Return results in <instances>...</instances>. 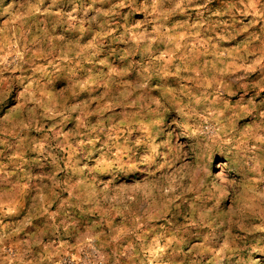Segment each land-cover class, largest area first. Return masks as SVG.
I'll list each match as a JSON object with an SVG mask.
<instances>
[{"label":"rangeland","instance_id":"rangeland-1","mask_svg":"<svg viewBox=\"0 0 264 264\" xmlns=\"http://www.w3.org/2000/svg\"><path fill=\"white\" fill-rule=\"evenodd\" d=\"M0 264H264V0H0Z\"/></svg>","mask_w":264,"mask_h":264},{"label":"clouds","instance_id":"clouds-1","mask_svg":"<svg viewBox=\"0 0 264 264\" xmlns=\"http://www.w3.org/2000/svg\"><path fill=\"white\" fill-rule=\"evenodd\" d=\"M139 89H143L144 93L147 95H150L153 88L161 92V95L159 97V102L153 101L154 107L152 105H149L147 108L143 109V114L145 118L153 125H158L163 122L164 115L168 111V109L165 107L169 103L170 95H169V89L165 84L158 83L156 85H149L148 78L145 77L144 81L137 85ZM152 161L146 160L143 158H140L134 163H146L149 164Z\"/></svg>","mask_w":264,"mask_h":264}]
</instances>
